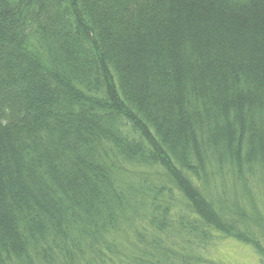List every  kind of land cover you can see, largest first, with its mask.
Listing matches in <instances>:
<instances>
[{"label":"trees","instance_id":"trees-1","mask_svg":"<svg viewBox=\"0 0 264 264\" xmlns=\"http://www.w3.org/2000/svg\"><path fill=\"white\" fill-rule=\"evenodd\" d=\"M217 238L264 264V0H0V264Z\"/></svg>","mask_w":264,"mask_h":264},{"label":"rangeland","instance_id":"rangeland-1","mask_svg":"<svg viewBox=\"0 0 264 264\" xmlns=\"http://www.w3.org/2000/svg\"><path fill=\"white\" fill-rule=\"evenodd\" d=\"M217 245L214 246L213 244ZM213 243L211 239L204 241L195 252L200 264H256L254 253L230 241L217 238Z\"/></svg>","mask_w":264,"mask_h":264}]
</instances>
